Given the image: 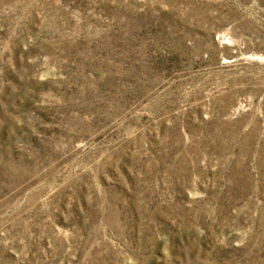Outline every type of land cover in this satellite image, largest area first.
I'll return each instance as SVG.
<instances>
[{"label":"rangeland","instance_id":"374dc122","mask_svg":"<svg viewBox=\"0 0 264 264\" xmlns=\"http://www.w3.org/2000/svg\"><path fill=\"white\" fill-rule=\"evenodd\" d=\"M0 264H264V0H0Z\"/></svg>","mask_w":264,"mask_h":264}]
</instances>
